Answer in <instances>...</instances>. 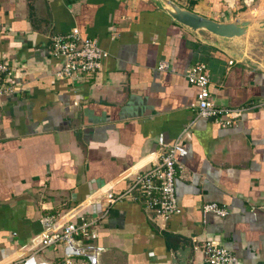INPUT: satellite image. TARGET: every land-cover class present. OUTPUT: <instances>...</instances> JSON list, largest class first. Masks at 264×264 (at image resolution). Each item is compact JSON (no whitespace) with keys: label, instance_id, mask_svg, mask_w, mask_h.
<instances>
[{"label":"crops","instance_id":"0c3cea01","mask_svg":"<svg viewBox=\"0 0 264 264\" xmlns=\"http://www.w3.org/2000/svg\"><path fill=\"white\" fill-rule=\"evenodd\" d=\"M172 1L220 23L264 20V0ZM72 29L107 56L95 73L56 79L50 38ZM241 40L264 61L263 31ZM228 61L149 0H0V62L14 76L13 92L0 97V254L18 257L40 233L39 217L100 187L128 188L123 175L157 158L193 119L197 90L185 74L201 63L217 107L250 108L230 128L195 119L174 178L179 214L163 223L130 198L109 207L96 229L99 263L170 264L177 255L204 264L193 246L209 240L233 264H264V72ZM211 202L227 215L202 214ZM60 255L58 247L35 257L56 264Z\"/></svg>","mask_w":264,"mask_h":264},{"label":"built area","instance_id":"2783aa9c","mask_svg":"<svg viewBox=\"0 0 264 264\" xmlns=\"http://www.w3.org/2000/svg\"><path fill=\"white\" fill-rule=\"evenodd\" d=\"M50 54L59 61L55 66L56 79L70 80L100 70L107 53L94 38L83 37L76 29L50 38ZM231 64V61H228ZM159 72L167 70L165 61H159L155 68ZM13 70L6 62H0V97L13 92L11 80ZM185 80L197 90L191 105L193 119L184 126L178 136L155 159H149L135 166L123 175L130 179L128 188L114 194L111 187L97 188L81 202L59 213H50L38 218L40 233L28 245L19 248L18 257L8 259L0 254V264H52L36 259L38 251L61 249L56 264H100L99 257L104 248L97 243L96 229L101 227L109 207L117 201L130 198L141 203L143 209L152 211L161 222L180 213L174 195V178L180 169L178 159L186 154L184 140L190 133L195 119H206L212 123L230 128L241 113L251 104L237 108L217 107L208 91L209 78L201 63L191 65ZM162 144L161 137L157 139ZM100 203H104L99 208ZM202 214H213L219 218L227 215V210L218 204L204 203ZM194 244V239L191 241ZM199 250L204 264H233L231 253L214 241L204 240L193 246Z\"/></svg>","mask_w":264,"mask_h":264},{"label":"water","instance_id":"95a60500","mask_svg":"<svg viewBox=\"0 0 264 264\" xmlns=\"http://www.w3.org/2000/svg\"><path fill=\"white\" fill-rule=\"evenodd\" d=\"M161 13L173 23L187 30L204 45L213 47L224 53L231 61L254 71L264 72V61L255 60L249 55L247 45L241 38L253 35L257 31L264 32V20L250 24L247 21L220 23L189 11L172 0H149ZM206 33L212 40L204 39ZM181 252L180 250H178ZM185 257L180 259L174 255L170 264H184Z\"/></svg>","mask_w":264,"mask_h":264},{"label":"rangeland","instance_id":"374dc122","mask_svg":"<svg viewBox=\"0 0 264 264\" xmlns=\"http://www.w3.org/2000/svg\"><path fill=\"white\" fill-rule=\"evenodd\" d=\"M45 250L50 251L51 249H45ZM45 250H44V251H45ZM58 252H59V251H57L56 254H58ZM51 253H53V252L51 251ZM53 254H54V253H53Z\"/></svg>","mask_w":264,"mask_h":264}]
</instances>
